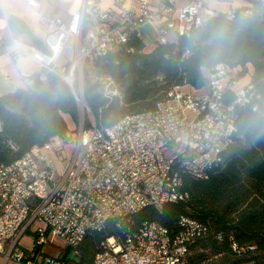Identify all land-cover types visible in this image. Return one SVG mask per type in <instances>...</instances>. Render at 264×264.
I'll use <instances>...</instances> for the list:
<instances>
[{"label":"built area","instance_id":"1","mask_svg":"<svg viewBox=\"0 0 264 264\" xmlns=\"http://www.w3.org/2000/svg\"><path fill=\"white\" fill-rule=\"evenodd\" d=\"M253 2L264 8V0ZM28 3L36 6L33 0ZM236 9L246 16L253 13V5L220 12L205 0H80L68 20L42 19L45 49L9 32L0 36V54L28 58L42 81L48 74L58 76L80 111L89 112L83 100L87 67L124 46L130 34L139 36L140 26L152 24L159 45L189 36L219 13L232 19ZM233 70L216 64L202 90L172 89L153 110L126 114L111 126L92 117L87 127L81 120L63 137L33 146L10 164L0 163L3 264H67L77 257L83 239L108 223L117 235L101 244L92 264H190L191 247L210 232L209 222L185 215L171 230L156 221L135 226L132 217L146 207L161 211L166 203L187 202L182 176L207 179L219 166L235 141L234 105H252L255 111L259 98L248 83L237 86ZM100 79L105 97L120 96L110 77ZM229 91L232 103L226 102ZM5 144L17 150L11 140ZM28 232L33 239L25 249L21 239ZM55 238L64 244L60 256L43 249ZM230 244L238 254L245 249L233 237Z\"/></svg>","mask_w":264,"mask_h":264},{"label":"trees","instance_id":"2","mask_svg":"<svg viewBox=\"0 0 264 264\" xmlns=\"http://www.w3.org/2000/svg\"><path fill=\"white\" fill-rule=\"evenodd\" d=\"M240 10L236 9L232 19L219 13L189 36L174 37L148 51L132 33L124 46L95 58L91 68L100 77H110L120 96L105 97L99 78L84 80L83 100L89 108L85 115L111 126L126 114L153 110L172 89L202 90L216 64L236 69L238 80L248 75V84L259 96L254 101L257 109L234 105L235 141L219 166L207 179L182 176V190L189 193L187 202L166 203L161 211L146 207L132 217L135 226L156 221L171 230L177 229L179 218L185 215L209 222L210 232L191 247L190 264H264V8L253 2L251 15ZM7 21L15 34L30 33L23 19L12 15ZM33 45L41 47L37 40ZM226 102H234L232 91ZM79 116L67 83L54 74L44 81L39 73L31 76L27 89L0 97V163L10 164L33 146L63 137L69 130L66 117L77 123ZM90 125L86 120L85 126ZM7 140L15 144L16 151L9 150ZM116 235L115 225L108 223L103 231L86 236L77 257L67 264H92L101 244ZM230 237L244 251L231 250Z\"/></svg>","mask_w":264,"mask_h":264},{"label":"crops","instance_id":"3","mask_svg":"<svg viewBox=\"0 0 264 264\" xmlns=\"http://www.w3.org/2000/svg\"><path fill=\"white\" fill-rule=\"evenodd\" d=\"M33 1L36 3V6L30 5L28 3V0H0V36L6 37L10 32L14 36L27 43L34 44V40H37L41 46L40 48L45 49L44 44L42 42L45 36V26L42 22L44 16L42 14V11L38 8L39 0ZM205 1L206 5L216 10H219L218 6L222 5L220 2H225L223 4H225L226 7H224L223 10H220L222 12H226L230 8H245L250 5H253L248 0ZM79 2L80 0L78 1V4L76 5L75 9L73 11H70L69 18L71 14L75 12L78 8ZM12 15L19 17L25 21V24L27 25L30 32L29 34H15L9 28L7 20ZM69 18L63 20H68ZM145 25H150L155 31V28L152 24ZM233 71L237 70L234 69ZM37 73H40V70L34 64H32V62L28 58L22 57L14 60L7 54H0V97L5 94L13 93L18 89H27L31 85V76ZM189 89L190 88L188 87L182 88V90L184 91H188ZM22 247L25 248L24 246ZM0 264H3V259L1 256Z\"/></svg>","mask_w":264,"mask_h":264},{"label":"rangeland","instance_id":"4","mask_svg":"<svg viewBox=\"0 0 264 264\" xmlns=\"http://www.w3.org/2000/svg\"><path fill=\"white\" fill-rule=\"evenodd\" d=\"M79 0H39L38 8L42 11V14L45 19L47 18H53V17H59L62 19H67L69 18V13L70 11H73L78 4ZM226 1H231V0H226ZM236 1V0H235ZM108 2H105L107 4ZM222 5L218 6L219 10H223L224 7H226L225 2H220ZM256 6V5H255ZM222 12V11H220ZM138 33L140 35L141 40L145 44V49L144 51L151 50L155 47V38H156V32L150 25H142L138 28ZM236 71H233V73ZM85 77H90L94 80L99 78H104L105 76H99L96 74V72L91 68V66L87 67V70L84 74ZM249 81L248 75H245L243 78H239L237 86H242L245 85ZM104 91V90H103ZM87 111V110H86ZM88 112V111H87ZM81 120H88L91 122L92 116L85 115L84 111H80V116L78 119V123ZM66 121L68 124L69 130H73L74 126H77L78 123H73L72 120H70L68 117H66ZM33 239V235L31 233H26L22 239H21V245L24 246L25 248L29 249L31 248V242ZM43 249L46 253L52 255V256H60L64 253L65 248L63 242L55 238L51 243H47L43 246ZM253 262H250L249 264H252Z\"/></svg>","mask_w":264,"mask_h":264}]
</instances>
